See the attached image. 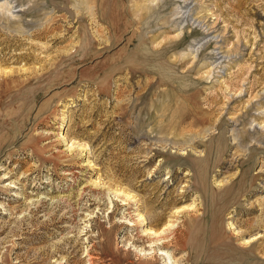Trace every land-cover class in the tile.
Instances as JSON below:
<instances>
[{"label":"rangeland","instance_id":"rangeland-1","mask_svg":"<svg viewBox=\"0 0 264 264\" xmlns=\"http://www.w3.org/2000/svg\"><path fill=\"white\" fill-rule=\"evenodd\" d=\"M0 264H264V0H0Z\"/></svg>","mask_w":264,"mask_h":264}]
</instances>
